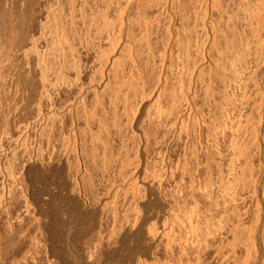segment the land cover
<instances>
[{"label": "bare ground", "instance_id": "1", "mask_svg": "<svg viewBox=\"0 0 264 264\" xmlns=\"http://www.w3.org/2000/svg\"><path fill=\"white\" fill-rule=\"evenodd\" d=\"M0 6V264H264V0Z\"/></svg>", "mask_w": 264, "mask_h": 264}, {"label": "snow or ice", "instance_id": "2", "mask_svg": "<svg viewBox=\"0 0 264 264\" xmlns=\"http://www.w3.org/2000/svg\"><path fill=\"white\" fill-rule=\"evenodd\" d=\"M46 195H48L53 200H55L57 198L56 195H55V193H52V192H48V193H46ZM64 207H65V210L66 211H69V213H71L72 211H74V209L70 206V204H68L67 201H65Z\"/></svg>", "mask_w": 264, "mask_h": 264}, {"label": "rangeland", "instance_id": "3", "mask_svg": "<svg viewBox=\"0 0 264 264\" xmlns=\"http://www.w3.org/2000/svg\"><path fill=\"white\" fill-rule=\"evenodd\" d=\"M1 8H0V15L3 13V11H4V9H5V7L4 6H0ZM2 9V10H1ZM2 12V13H1ZM96 53V52H95ZM41 186L42 184H38V186ZM60 234H61V237L62 238H65V236L67 235V232L65 231V230H61L60 231ZM126 260H128V259H126ZM125 260V261H126ZM112 264H115L114 262L112 263Z\"/></svg>", "mask_w": 264, "mask_h": 264}]
</instances>
